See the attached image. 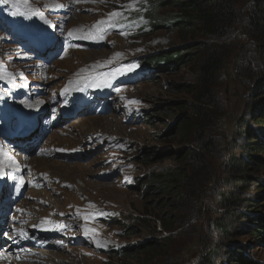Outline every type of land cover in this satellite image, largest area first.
<instances>
[{
  "label": "rangeland",
  "instance_id": "rangeland-1",
  "mask_svg": "<svg viewBox=\"0 0 264 264\" xmlns=\"http://www.w3.org/2000/svg\"><path fill=\"white\" fill-rule=\"evenodd\" d=\"M6 2L8 6L2 14L14 29L15 37L24 40L26 47L20 46L0 29V125L11 129L5 131H16L20 122L29 118L32 120L31 116L37 108L38 112L45 108L41 111L42 128L47 130L38 138L31 136V139L34 137L32 147L26 144V147L16 148V142L8 139L9 135L7 139L0 137V152L2 159L8 157L10 152L4 153L3 149V144L8 143L16 151L15 156L8 157L11 162L22 160L23 157L18 154H24L26 160L22 165V179L27 178L30 185L38 182L36 186L26 189L24 197L16 204L18 210L25 211L24 217H20L24 222H20L19 226L25 228L29 223L47 216L68 222L69 228L58 235L69 236L70 243L58 246L52 238L44 241L46 254H55L52 255L53 263L198 264L200 255L196 252H203L213 240L210 235H217L208 229L205 210L212 206L214 194L221 188L235 192L242 198V204L247 206L250 199L246 196L253 195L251 203L256 207L249 208L251 211L248 217L243 218L244 222L237 216V222L255 221L261 214L259 217L264 220V201L256 198L257 191L264 188L254 179L264 178V166L256 171L243 168L240 172L227 173L222 171V164H213L201 196L195 199L198 211L188 222L190 225L185 223L183 228L174 225L176 218L185 215L183 206L171 209L168 202L172 199L169 197L164 201L161 194H144L143 178L149 171L177 164L172 150L179 147L175 141L178 138V123L184 116L193 114L187 105L192 101V96L183 91V85L196 82L194 62L171 69L152 64L154 71L150 67H140L144 58L155 54L154 50L161 48L162 51L168 46L180 44L174 31L146 29L143 32L132 24L131 19H137L149 8L147 0ZM113 11L121 13L114 27L105 24L93 28L97 21L106 20ZM166 11L159 10L163 14ZM246 19L245 14L240 12L238 34L230 42L228 38L207 41L210 46H218L221 53L224 49L229 50L222 55L226 56L222 58L223 68L212 85L218 109L211 130L215 134V159L219 161H224L230 148L235 146L236 126L247 105L245 93L249 91V86L246 82L254 79L252 72L255 73V69L264 67L262 54L259 55L255 41L249 34L250 29H245ZM123 20L126 22L118 28L116 22ZM141 21L144 25L148 24L146 18ZM105 28L107 31H103ZM68 31L72 35L66 40L69 51L65 57H57L59 49L56 48L40 55L34 51L36 47L46 46L49 40L59 38L61 41ZM90 31H98L102 38L84 39ZM74 41L78 43L71 45ZM58 48L61 54L63 48ZM129 65L135 67L123 74L116 72V69ZM109 73L115 78L107 77ZM78 76L90 81L84 101L95 94L93 110L83 116L56 121L58 117L52 118V105L58 113L64 103L60 90L69 85L70 78ZM105 78L109 79L111 87H96L93 84V80L100 83ZM173 84H177L176 87ZM54 149H63L59 153L61 157H54ZM145 149L154 150L162 161L143 164ZM40 151L44 156L38 155ZM5 168L6 175L11 178L14 175L12 168ZM234 176L246 180L239 181ZM62 179L77 183L80 191L88 193L77 195L71 183ZM0 194L3 195L0 198L2 205L5 198L10 197L9 187L4 186ZM9 210L12 211V208ZM160 219L163 222L173 221L172 228L163 231ZM9 225L16 226L13 222H9ZM128 227H136L134 230L137 233L128 237ZM86 228L95 231L85 235ZM171 230L174 234L162 242L165 248L158 255L140 251L118 257L112 253L114 247L104 251L113 242L122 243L125 247L133 241L143 244L165 231L166 235L170 234L168 231ZM238 232L231 231L233 242L247 246L243 249L252 264H264V247L258 241H250L253 239L251 234L242 231L243 234L238 235ZM82 241L85 243L82 244ZM30 248L38 249L35 245ZM174 259L178 261L175 263Z\"/></svg>",
  "mask_w": 264,
  "mask_h": 264
},
{
  "label": "trees",
  "instance_id": "trees-1",
  "mask_svg": "<svg viewBox=\"0 0 264 264\" xmlns=\"http://www.w3.org/2000/svg\"><path fill=\"white\" fill-rule=\"evenodd\" d=\"M147 3H149V8L143 15L149 22V28L152 31H174L176 40L180 44L173 45V47L168 46L162 51L161 48L154 50V55L143 59L142 67H150L154 71L152 64L161 65L159 68L171 69L186 63H196L194 74L196 82L183 85V91L192 96V101L187 105L190 106L193 114L184 116L178 123L179 130L176 132L178 138L175 141L179 147L172 150L174 161L177 164L149 171L143 178L144 194L148 195L152 192L161 194V199L164 201L169 197L172 199L168 202L171 209L183 206L182 212L185 215L174 221L177 228H183L185 223L187 224L198 211L195 199L201 196L213 164L218 163V166L222 164V171L227 173L240 172L243 168L256 171L264 166L262 155L264 154V67L259 70L255 69V73L252 72L254 79L246 82L249 86V91L245 93L247 105L244 109L245 113L239 117L240 122L236 126V139L233 142L235 146L231 147L232 150L230 148L224 161H219L215 159L216 146L213 142L215 134L211 130L218 109L212 85L215 77L223 68L222 58L226 56L222 57V55L227 49L221 53L218 46H210L207 43L208 40L217 41L228 38L230 42V39H234L238 34L241 12L247 17L245 29H250H248L249 34L254 39L259 55L262 54L264 61V0H147ZM159 10L167 11L163 14ZM4 27L0 22V29ZM146 114L149 121V113ZM184 144L186 146H183ZM144 154L146 158L142 159L143 164L162 161L161 157L156 156L157 153L154 150L145 149ZM234 179L241 181L245 178L234 176ZM249 179L251 180L252 177ZM254 179L264 188V178L254 177ZM217 191L218 193L214 194L212 206L205 210L208 229H211V232L215 231L217 235H210L213 240L209 246L207 245L203 252H196L200 255L198 264H228L229 262L252 264L248 260L249 256L246 255L247 246L244 243L233 242L231 231L238 232L239 230L238 235L245 231L246 234L252 235L253 239L250 241L256 243L258 241L259 245L264 247V220L259 217L262 214L258 215L255 221L243 224L236 221L238 216L244 222L243 218L248 217L247 214L253 206L256 207L254 203H251L253 195L250 192L251 196H246L250 199V204L247 206V204H242V198L235 192L222 188ZM257 192L256 198L264 201V189ZM160 221H162L163 231L169 229L173 223V221L163 222V219ZM134 229L136 227H128L126 235L131 237L136 234ZM168 233L170 234L148 239L143 244L136 243L114 249L112 253L118 257L133 255L140 251L155 252L158 255L165 248L162 242L168 240L169 235L174 234L172 230ZM202 249L203 246L200 250ZM193 250L198 251L196 248ZM173 261L176 263L178 259Z\"/></svg>",
  "mask_w": 264,
  "mask_h": 264
},
{
  "label": "bare ground",
  "instance_id": "bare-ground-1",
  "mask_svg": "<svg viewBox=\"0 0 264 264\" xmlns=\"http://www.w3.org/2000/svg\"><path fill=\"white\" fill-rule=\"evenodd\" d=\"M40 51H42V50H40ZM37 110H38V108H37ZM37 110L34 112V114H32V118H33L32 125L37 126L33 130V132H35V137L43 135L44 132H46L45 130H47L45 128H42L43 116L38 115ZM56 121H58V120H56ZM1 130H3L4 132L0 133L1 134L0 137L7 139V136L9 135L10 131H5L8 129H1ZM24 130L25 129H21L20 131H24ZM38 130H39V132H38ZM32 133H30L28 135V137L25 139V141H26L25 144L29 143V147H32V144H33L31 141V137H30L32 135ZM1 138H0V141H2ZM23 143H24V141H23ZM8 145H9L8 143L3 144V146H5L3 148L4 153H5V151H9L10 153H9L8 157L15 156L14 153L16 151L13 148L9 147ZM52 153L54 154V157L55 156L61 157L59 154L60 153L59 149L58 150L54 149ZM2 156L3 155L0 152V185L3 186L7 183V179H8V175H6V172H5L6 171L5 167L8 166L9 168H12L11 169L12 173L16 172L18 174L19 170H17L15 168L16 164L13 163L15 160L11 162V160L8 159L7 156H6V159H2ZM18 156L22 157L23 154H18ZM37 157H39V156H37ZM25 160H26V157L23 158L22 160H16V161H17V163H22V165H23ZM1 171H3V173H1ZM60 179L61 178L59 177V180ZM62 180L71 183L72 188L77 192V195L83 196V195L88 193L85 190L83 192L80 191L79 185L77 183L72 182L70 180H65V179H62ZM21 187H22V182H20L18 188H21ZM23 193H24V191H23ZM27 205H29V204H27ZM14 206H12V208H14ZM24 213H25L24 209L16 210V211L14 210L11 213L7 209V205H1L0 206V223L2 222L4 226H1V224H0V226H1L0 229H2L3 227L5 229L9 228L7 221H18L19 223L24 222L22 219H20V217H22L24 215ZM32 220H35V219L32 218ZM52 220L53 219H50L47 216L46 218L42 217L38 221H33V222L29 223V225L26 227L25 231L22 232V234H24L25 237H22L20 239L19 249H15V248H11V247H5L4 249H5L6 253L0 252V264H35V263H37V264H55V263H53V256H52V255H55L54 253H52V255H50V253L46 254V252L44 250L43 251H36L33 249H25L24 248V246L27 244H34L32 239L27 237L26 234L38 232V233H42L44 235H47L44 232L48 231L49 222H51ZM39 238H41V239H39ZM37 239L41 241L40 244H42V242L45 241L43 236L38 237ZM3 245H5V244L3 243ZM59 256L60 255H58L57 257H59ZM29 261H31V263Z\"/></svg>",
  "mask_w": 264,
  "mask_h": 264
},
{
  "label": "snow or ice",
  "instance_id": "snow-or-ice-1",
  "mask_svg": "<svg viewBox=\"0 0 264 264\" xmlns=\"http://www.w3.org/2000/svg\"><path fill=\"white\" fill-rule=\"evenodd\" d=\"M4 2H6V0H4ZM121 13L118 12V11H113L112 13L109 14V17L105 20V19H102L100 21H97L96 22V25H93V28H96L97 25H105L107 24L108 27H114L115 26V21H116V18L119 17ZM103 31H107V28L103 29ZM69 36L72 35L71 32L68 33ZM98 37H100V33L97 31V32H89L87 35H85L83 38L84 39H88V40H96ZM102 38V37H100ZM116 55H120L119 53H117ZM109 63H111V61H109ZM132 67H135V65H129V66H126V67H122V68H118L116 69V72L119 73V74H123L124 72L126 71H131ZM107 77H111L112 79H114L115 77L109 73V74H106ZM93 84L96 86V87H111V83L109 81V79L105 78L102 82L100 83H97L95 80H93ZM117 91H120L119 88L116 89ZM65 91H67V89H65ZM130 103H139L138 101H130ZM60 151H63V149H60ZM60 227H66L65 225H61ZM95 231L94 229H88L86 228L85 229V235H89L90 232H93ZM100 246V245H98Z\"/></svg>",
  "mask_w": 264,
  "mask_h": 264
},
{
  "label": "built area",
  "instance_id": "built-area-1",
  "mask_svg": "<svg viewBox=\"0 0 264 264\" xmlns=\"http://www.w3.org/2000/svg\"><path fill=\"white\" fill-rule=\"evenodd\" d=\"M165 234V232H163V234L162 235H164ZM162 235H159V236H162Z\"/></svg>",
  "mask_w": 264,
  "mask_h": 264
}]
</instances>
